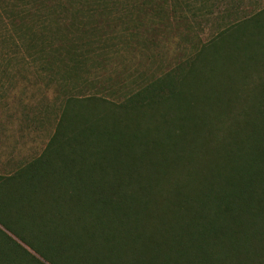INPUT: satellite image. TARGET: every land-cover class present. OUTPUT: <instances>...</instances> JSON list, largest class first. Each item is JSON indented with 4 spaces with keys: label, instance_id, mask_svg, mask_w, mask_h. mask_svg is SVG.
Segmentation results:
<instances>
[{
    "label": "trees",
    "instance_id": "16d2710c",
    "mask_svg": "<svg viewBox=\"0 0 264 264\" xmlns=\"http://www.w3.org/2000/svg\"><path fill=\"white\" fill-rule=\"evenodd\" d=\"M5 3L0 48L24 51L60 112L41 154L0 175V264H264V83L239 95L216 76L258 59L259 15L258 40L234 23L128 83L113 61L159 43L162 0Z\"/></svg>",
    "mask_w": 264,
    "mask_h": 264
},
{
    "label": "rangeland",
    "instance_id": "374dc122",
    "mask_svg": "<svg viewBox=\"0 0 264 264\" xmlns=\"http://www.w3.org/2000/svg\"><path fill=\"white\" fill-rule=\"evenodd\" d=\"M4 1L0 0V20L5 19L1 7ZM10 1L15 0H6V3ZM162 1L167 12L165 18L170 17V27L157 23L160 32L159 43L155 46L143 50H122L121 55L113 61V64H119L114 76L121 75L124 78L128 74L127 82L130 83L137 69L149 75L165 72L202 45L209 43L211 46L217 35L234 23L247 21L244 25L242 23L245 34L241 41L247 45L249 40H258L256 36L249 37V32L255 33L252 25L254 20L251 18L259 15L258 18L264 22V0ZM254 48H258V59L247 60L244 52L247 54L248 51L241 50V60L227 59V70L216 75L218 78L225 77L227 84L235 81L239 95H255V91L264 83V46L258 44ZM21 56H24L22 50L19 51L18 61L9 62L0 48V175L14 173L18 167L41 154L55 130L60 112V99L55 97L52 87L35 80L32 76L35 68ZM118 59L125 62L118 63ZM247 61L249 67L246 72L244 62ZM221 69L222 66L220 72ZM93 92L90 89L84 91L89 94ZM8 234L21 242L11 232ZM27 248L34 253L31 248Z\"/></svg>",
    "mask_w": 264,
    "mask_h": 264
}]
</instances>
